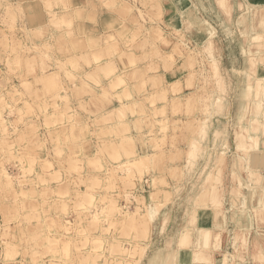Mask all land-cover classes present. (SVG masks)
<instances>
[{
  "label": "rangeland",
  "instance_id": "1",
  "mask_svg": "<svg viewBox=\"0 0 264 264\" xmlns=\"http://www.w3.org/2000/svg\"><path fill=\"white\" fill-rule=\"evenodd\" d=\"M22 1L0 0V264H148L157 247L160 264H214L196 252L210 227L200 224L196 238L189 227L196 226L198 210L225 212L230 182L232 195H240L243 156L262 142L244 139L240 127L247 135L264 133L249 120L256 109L264 112V78L256 75L257 57L248 54L245 61L237 48L232 0H198L188 19L182 10L173 12L177 0H90L102 14L120 7L123 20L118 30L101 27L105 34L89 43L91 59L79 52L86 45L77 42L82 15L63 17L71 1L62 2L63 11L50 10L46 26L27 28L18 25L25 23ZM182 20L200 29L203 43L184 44ZM67 38L69 45L60 48ZM115 51L124 62L117 76L113 62L101 63ZM19 54L38 59L18 64L12 58ZM84 62L97 75L79 73ZM182 69L192 80L200 77L198 90L184 98L177 75ZM54 71L61 81L50 75ZM214 116L219 120L210 129ZM75 128L80 133L73 136ZM137 158L140 167L133 163ZM250 177L260 183L256 174ZM215 185L222 186L219 193ZM151 201L159 203L155 214L148 213ZM260 206L254 213L264 221ZM239 210L230 214L241 229L246 218L235 223L244 213ZM209 234L220 246L221 236L211 228ZM236 234L225 237L219 264H248L243 252L253 256L251 264H264L263 235L255 242ZM236 242L246 243L242 252Z\"/></svg>",
  "mask_w": 264,
  "mask_h": 264
},
{
  "label": "crops",
  "instance_id": "2",
  "mask_svg": "<svg viewBox=\"0 0 264 264\" xmlns=\"http://www.w3.org/2000/svg\"><path fill=\"white\" fill-rule=\"evenodd\" d=\"M13 1V3H17L20 0H11ZM52 3H47L46 0H23V14H24V18H25V23H19L18 25L20 27L23 28V26H25V28L27 27H34L36 25H47L48 20L44 19L46 16L49 17V11L53 10V11H58V9H62V11L65 9L64 4H67V2L69 3V1H71V4H67V8L66 11L69 13V17L71 16V14L73 13L75 16H77L78 14L82 15V20H76L77 23H79V25H75V27H79V29L77 30V33H79L82 37V41H83V45H89V43L92 41V39H96L99 38V36H103L106 32L105 29H119L120 28V24L123 23L122 20V15L119 13V8L115 9V11L113 13H108V14H102L103 12L98 13V11L94 10V8H90V0H84L82 1V8H76L75 6L78 5L76 4L75 0H51ZM176 1V0H175ZM63 2V3H62ZM177 4L178 7L173 9V12H180V10H182V18L185 16L187 17V13L189 12H193L192 9L193 7L195 8L194 12H197V8H199L200 3L198 2V0H177ZM232 4V17L234 19L232 26H233V32L234 34H240L239 38L237 39V41H235L237 48L239 46L240 50H242V53H244V60H247V55L251 54L257 57L256 60V75L259 76V78L263 79L264 78V0H232L231 2ZM76 8V13L75 8ZM258 7V8H257ZM98 13V14H97ZM72 14V16H73ZM197 14V13H196ZM79 16V15H78ZM198 16V15H197ZM199 18V17H198ZM79 19V18H78ZM188 19V17H187ZM190 19V18H189ZM189 21V20H188ZM94 22V23H93ZM97 23V24H95ZM119 25V27H118ZM182 27V37L184 35H186V39L182 42H184V44L191 46V45H199L201 43H203L202 41L204 40L203 37H200L201 31L200 29L195 25H192L191 22H187L186 20L183 21L182 20V24H180ZM202 25V24H201ZM211 26L212 23H210ZM137 25H132L130 26L132 29L133 27H136ZM101 27H104L105 29H101ZM187 28H190V31L192 32V34L190 36H188L185 32H187ZM98 30V33H96V31ZM171 32V31H170ZM55 34V33H54ZM184 34V35H183ZM17 36H21L18 34H16ZM237 35V36H238ZM80 37V36H79ZM174 37V36H173ZM9 39H12L14 37H12L11 34L8 35ZM21 38V37H20ZM20 38H18V40H21ZM29 38V37H28ZM175 40L180 41L181 38L180 36L178 38L174 37ZM31 40L33 38H30ZM25 43L26 39H22ZM34 39L31 41V43H33ZM56 41V40H55ZM55 41L51 42V43H55ZM69 41L68 38L63 41L61 43V47L64 46V44L66 46L69 45ZM36 44H39L41 42L36 41ZM59 43L58 39L56 41V48H59ZM101 45V42L99 43ZM82 48V50H80L79 52L81 53H86V55H88L91 58V55L94 51H92L91 49V44L88 47ZM59 50V49H58ZM120 53V55L122 54L120 51L118 53H116V51L114 52L113 56L111 57H107L104 59L103 62H101L102 64L111 61L113 62L114 66H115V71L112 75L117 76L118 74L122 73V69H123V65L124 62H122V57H120L118 54ZM79 54V53H78ZM74 55H70V58H72V56ZM61 55H56V58H60ZM68 57V56H67ZM181 56L177 57L178 59H180ZM69 59V58H68ZM83 60H86L83 57ZM94 60V59H93ZM101 60V58H100ZM244 61V62H245ZM82 66V68H79V73L84 72L83 74L88 73L89 71L92 70L91 65H87L85 62L83 64H80ZM244 67V64H243ZM76 70V71H77ZM100 72L101 75L104 76V74L106 75V73H103L100 69L98 70ZM54 74V75H52ZM50 74L51 76L54 77H58L59 80L60 76L58 74V72L56 73L55 71ZM49 75V76H50ZM160 75L162 76V78L164 79V81L168 84L171 82L170 80V75L168 73H166L165 71H162V73H160ZM179 79L182 80V98L186 97L187 95H190L194 92H196L200 86V77L197 76L196 79L192 80L189 77V73L188 70H184L182 69V72L177 73ZM106 79V78H105ZM178 80L175 79L174 81ZM103 81H106L103 79ZM34 88H38L37 85H34ZM40 88V87H39ZM59 88V87H57ZM56 88V90H57ZM34 89V90H35ZM121 91L120 89H118V92ZM126 100V99H124ZM116 103H114V105H118L120 102L118 100L115 101ZM113 105V106H114ZM112 106V105H111ZM108 106V107H111ZM128 117H129V121H130V126H131V131L130 133L135 135V129H134V125H133V121L135 119V117L129 112L128 113ZM219 119L217 118V116L212 117L210 119L211 121V126L210 129L213 128L215 122H217ZM216 125V124H215ZM261 144L259 146L258 149H253L250 151V153L248 155H244V159H245V163H244V170L242 172V176L244 179V182L246 184L243 185L239 190L241 191L240 195H232V182H230L229 184V188H228V195L229 196H233L232 198L228 197V203H230V206H226V208L224 207V211L223 213H225V215H223V213L221 211H218V209H216L214 206L209 207V210H198L197 211V215H196V226L195 227H189V229H191V233H193V235L196 238V235L199 234V231H197V227H199V225H205V226H209L212 230V233L214 234L215 237H217V235L221 236L220 239V246L217 245L214 246L215 248L220 249L219 251L216 252L215 254V259L217 260H213V262H215V264H219V258L222 255L223 251H226L227 249L224 248V240L225 237L229 239H233V236L237 235L236 233L239 231V234H247L249 237H254V240L256 238L259 237V235H263V229H264V221H260L257 219L256 215H255V208L253 206H259V205H264V183L260 184L259 183H253L254 181H252L251 183V179H250V170H257L260 171L262 174H264V133L261 134ZM262 170V171H261ZM246 176V177H245ZM249 185V186H248ZM251 187V188H250ZM238 188V187H237ZM252 188H254V193L252 191ZM239 191V192H240ZM250 191V192H249ZM226 196L224 198V202L226 203ZM40 200H38L39 202ZM238 204V206H237ZM235 205V206H234ZM244 207L248 212V217H246V224L244 225L243 230H241L239 227L234 228V218L231 217L230 214V210L232 209V211L234 210H239L240 208ZM218 208V207H217ZM205 211L207 214V221L202 223L201 221L202 218L201 217V213ZM252 212V213H251ZM219 215H223V216H219ZM225 225V226H224ZM190 226V225H189ZM217 240V239H216ZM227 240V241H228ZM233 242V240L231 241V243ZM243 254L245 255L246 259L248 260L249 264L252 263V259L253 256L251 255V257H249V255H246L244 252ZM248 256V258H247ZM254 260V259H253ZM4 264V263H3Z\"/></svg>",
  "mask_w": 264,
  "mask_h": 264
},
{
  "label": "bare ground",
  "instance_id": "3",
  "mask_svg": "<svg viewBox=\"0 0 264 264\" xmlns=\"http://www.w3.org/2000/svg\"><path fill=\"white\" fill-rule=\"evenodd\" d=\"M258 8V7H257ZM9 10V9H8ZM10 12V11H9ZM12 14H13V12H12ZM15 14V13H14ZM54 15V14H53ZM55 15L57 16L58 14H56L55 13ZM61 15V14H60ZM63 17L64 18H67V17H69V16H67V15H63ZM197 16L195 15V17H191L190 18V21H194V20H192L193 18L195 19ZM211 28H213V26H211ZM77 42L81 45V43L83 44V41L81 40H77ZM78 43H76L75 44V47L76 48H78L79 47V44ZM88 45V44H87ZM82 46V45H81ZM264 52V51H263ZM15 55V54H14ZM251 55V54H250ZM251 56H254V55H251ZM38 58H37V56H35V55H33V56H23L22 54H19V55H17V56H13V58H12V60H14L16 63H18V64H22V63H24V62H32V63H35L36 61L35 60H37ZM11 63V61H9V64ZM250 64V63H249ZM77 65V64H76ZM13 66V65H12ZM102 66H104V64H102ZM79 67L80 66H78L77 65V69H79ZM101 69V68H100ZM103 70V69H102ZM91 71H93V73L95 74V75H97V73H96V70H91ZM91 71H89V72H91ZM95 71V72H94ZM98 71V70H97ZM90 74V73H89ZM73 75V74H72ZM253 79V76H251L250 77V79H249V83H250V81ZM50 80V79H49ZM55 80H59V78L57 77ZM115 80V79H114ZM53 80H51V81H49V83H51ZM46 83V82H45ZM253 86V85H252ZM250 88H252V87H250ZM247 91V90H246ZM248 91H249V88H248ZM248 91H247V93H248ZM248 95V94H247ZM246 95V96H247ZM259 95V94H258ZM258 95H257V97H258ZM259 99H260V96L258 97ZM177 100H181V98H178ZM260 105V104H259ZM178 106H180V105H178ZM258 108V107H257ZM262 108V107H261ZM264 111V110H263ZM262 111V112H263ZM255 115L254 116H249L250 118H249V120H251V122H253L254 124H256V126L258 125V129L259 130H263L264 131V112H263V114H259L260 113V109H256L255 110ZM189 120V122H192V121H194V120H196L195 118H190V119H188ZM240 131H241V133L242 134H244V139H245V137H250V138H256V136L257 137H259L260 138V141H262L261 140V133L260 134H256L255 132H252V133H250V135H247V134H245L244 133V131H245V125L243 124L241 127H240ZM74 130V132H72V135L74 136V134H76V133H80V131H79V129H77L76 130V128L75 129H73ZM69 135V134H68ZM73 138V137H72ZM239 138V137H238ZM243 151V150H242ZM250 153V152H249ZM249 153H247V155L249 154ZM147 155H141V156H139V157H141V158H144V157H146ZM135 162H133V163H136V165H137V167H140V165L138 164V162L140 161V158H137V159H135L134 160ZM125 163V162H124ZM128 167V166H127ZM262 171V170H261ZM129 176H132V172L131 171H129ZM253 174H256L257 176H259V178H260V183H259V185L260 184H263L264 183V174H262L260 171H257V170H250V176L251 175H253ZM251 178V177H250ZM251 183H252V180H251ZM237 184V183H236ZM240 186V185H239ZM245 186H246V184H245ZM249 186V185H248ZM234 187V186H233ZM237 187H238V185H237ZM214 188H215V192H220V188H222V186H218V185H215L214 186ZM236 188V187H235ZM251 188V187H250ZM254 188H252V191H254L253 190ZM250 192V191H249ZM217 195V194H216ZM221 202V201H220ZM215 204H216V202H215ZM217 205V204H216ZM158 206H159V203H157L156 201H151V202H149L148 203V213L149 214H155L158 210H159V208H158ZM258 210L259 211H264V206L262 205V207L260 206V207H258ZM204 212V211H203ZM203 212L201 213V214H203ZM240 212H244L243 214H241V215H239L240 216V218L238 219L237 218V220H236V222L235 223H239V221L240 220H243L244 218H246V211H244V209H242L241 211L239 210V213ZM252 213V212H251ZM205 215V212H204V214H203V216ZM203 216H201V218H204ZM207 216V215H206ZM206 216H205V218H206ZM236 216V215H235ZM236 219V218H235ZM206 221H207V219H206ZM261 221H263V220H261ZM204 229V228H203ZM210 228H206V229H204L203 230V233L204 234H202V236H201V245L200 246H198V248H197V246L195 247V248H192V250L194 249H196V252H198V256L201 258V259H204V260H206V261H215V254H216V252L217 251H219L220 249H218V248H215L214 246H213V242H211V241H209V240H211V238H210V234L209 235H207V232H208V230H209ZM207 231V232H206ZM179 231H177V233H178ZM184 232V231H183ZM183 232H182V234H183ZM186 233V232H185ZM188 233V232H187ZM187 233H186V235H187ZM202 233V232H201ZM263 233H264V229H263ZM179 235L178 236H181L180 235V233H178ZM175 235V234H174ZM185 235V234H184ZM184 235H182V236H184ZM177 236V235H176ZM188 236V235H187ZM263 237H264V234H263ZM179 239H180V237H179ZM183 239V238H182ZM255 242L256 241H260V239H258V238H256V240H254ZM180 242H181V240H180ZM183 242V241H182ZM199 244H200V242H199ZM246 243L244 242V243H240V242H236L235 244H234V247H235V249H237L238 251H241L242 252V250H241V248H243V246L245 245ZM183 245V244H182ZM189 250H190V248H189ZM193 250V254H194V256H196L195 255V251ZM186 252V251H185ZM190 252V251H189ZM184 253V252H183ZM192 253V252H191ZM223 253V252H222ZM179 254V253H178ZM185 254V253H184ZM182 255V254H181ZM187 255V254H186ZM193 256V257H194ZM243 256V255H242ZM150 258H149V263L148 264H160V248L159 247H157V248H155V249H153L152 250V252H151V254H150V256H149ZM186 257V256H185ZM192 257V255H191V257H189V259L190 258H193ZM221 257H222V255H221ZM167 258H168V256H167ZM179 259H180V255H179V257H178ZM177 258V259H178ZM246 257L244 256V259H245ZM176 259V258H175ZM177 259H176V262H177ZM220 259V258H219ZM237 259H239V258H237ZM243 259V258H242ZM192 260V259H191ZM198 260V259H197ZM217 260V259H216ZM222 260H224V259H221V264H222ZM193 263L192 264H195V263H197L194 259H193ZM200 261V260H199ZM251 261H254V260H251ZM189 262V261H188ZM192 262V261H191ZM207 262V263H208ZM241 262V261H240ZM263 262V261H262ZM180 263V262H179ZM182 264H183V262H181ZM201 263H203L202 262V260H201ZM174 264V263H173ZM199 264V263H198ZM214 264H215V262H214ZM235 264V263H234ZM240 264H246V263H240ZM249 264V263H248Z\"/></svg>",
  "mask_w": 264,
  "mask_h": 264
}]
</instances>
